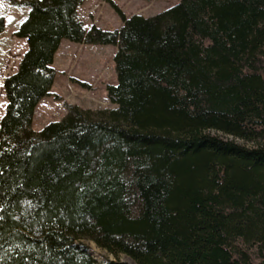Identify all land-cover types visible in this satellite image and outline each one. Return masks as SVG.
Returning a JSON list of instances; mask_svg holds the SVG:
<instances>
[{
    "label": "trees",
    "instance_id": "obj_1",
    "mask_svg": "<svg viewBox=\"0 0 264 264\" xmlns=\"http://www.w3.org/2000/svg\"><path fill=\"white\" fill-rule=\"evenodd\" d=\"M29 0L0 123V264H264V0H180L86 30ZM114 45L115 109L37 132L63 41Z\"/></svg>",
    "mask_w": 264,
    "mask_h": 264
},
{
    "label": "rangeland",
    "instance_id": "obj_2",
    "mask_svg": "<svg viewBox=\"0 0 264 264\" xmlns=\"http://www.w3.org/2000/svg\"><path fill=\"white\" fill-rule=\"evenodd\" d=\"M29 0H0V123L5 114L7 97L4 91L6 78L17 73L28 50L25 39L16 36L27 19ZM180 0H85L78 14L85 29L93 26L105 31L119 30L123 26L118 10L127 18L139 15L153 17ZM9 18H12L11 20ZM114 45H84L63 41L53 64L57 75L51 95L41 100L36 108L33 129L37 132L47 125L61 121L68 106L87 110L115 109L107 93L110 85L117 84ZM90 254L96 264L117 262L106 251L90 243ZM122 256L119 262L132 264Z\"/></svg>",
    "mask_w": 264,
    "mask_h": 264
},
{
    "label": "bare ground",
    "instance_id": "obj_3",
    "mask_svg": "<svg viewBox=\"0 0 264 264\" xmlns=\"http://www.w3.org/2000/svg\"><path fill=\"white\" fill-rule=\"evenodd\" d=\"M126 261H128V262H132L130 259H128L127 257H125L124 258ZM132 264H134V263H132Z\"/></svg>",
    "mask_w": 264,
    "mask_h": 264
},
{
    "label": "snow or ice",
    "instance_id": "obj_4",
    "mask_svg": "<svg viewBox=\"0 0 264 264\" xmlns=\"http://www.w3.org/2000/svg\"><path fill=\"white\" fill-rule=\"evenodd\" d=\"M10 20L12 19V18H9Z\"/></svg>",
    "mask_w": 264,
    "mask_h": 264
}]
</instances>
